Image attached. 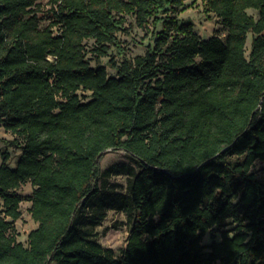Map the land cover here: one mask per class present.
Wrapping results in <instances>:
<instances>
[{
    "label": "trees",
    "instance_id": "trees-1",
    "mask_svg": "<svg viewBox=\"0 0 264 264\" xmlns=\"http://www.w3.org/2000/svg\"><path fill=\"white\" fill-rule=\"evenodd\" d=\"M38 1L0 0V125L21 150L13 168L1 152L0 264H264L251 171L264 162V0H202L227 31L206 40L179 23L185 0H47L45 26ZM127 16L152 27L133 59L116 37ZM87 40L96 62L122 55L115 76L91 66ZM111 150L129 162L101 169ZM119 175L125 192L109 182ZM27 183L25 246L5 218L19 219ZM109 211L130 226L119 258L95 231Z\"/></svg>",
    "mask_w": 264,
    "mask_h": 264
},
{
    "label": "rangeland",
    "instance_id": "rangeland-1",
    "mask_svg": "<svg viewBox=\"0 0 264 264\" xmlns=\"http://www.w3.org/2000/svg\"><path fill=\"white\" fill-rule=\"evenodd\" d=\"M35 13L40 19V26H45L48 20L51 18L52 13L50 12V6L47 0H39L35 6ZM249 14L257 17V12L253 10H248ZM177 18L179 23L191 22L193 27V32L198 35L201 39L206 40L212 35H217L221 39L226 36V29L221 25L220 20L211 12L206 11L204 3L202 0H185L184 8L177 13ZM161 28L158 25V30ZM116 37L121 43L123 48V55L129 59H133L136 56L143 55L147 46L153 45L152 37V27L151 25L145 28H138L135 25L134 19L131 16L126 17V22L123 29L116 34ZM251 35L249 34L246 42V55L249 53ZM94 41L87 40L85 45V54L89 59L91 66L95 67L97 64L106 67L107 74L109 76H115V71L111 69L108 65V61L112 59L115 63H119L122 60V55H120L114 48L110 49L106 57H102L96 62L94 54ZM83 100H89V92H79ZM15 138L9 132H6L4 128L0 125V163H1V152H7L9 159L7 164L10 167H14L20 154L21 150L18 148L20 140L13 141ZM18 142V144H17ZM123 151H109L104 153L100 160L101 169H105L113 164L128 163ZM252 173L258 179L264 180V162L255 161L252 168ZM109 182L112 184H117V188L120 192H125L126 180L125 176H111ZM33 188L29 183L20 187L17 193L23 197V201L19 205V211L21 213L19 219L12 222L11 219L5 218L11 223V228L8 234H12L16 237L18 242L27 245V235L30 231L37 227L29 214L30 202L29 198L32 194ZM0 217H4L2 201L0 200ZM235 224L229 221L224 229H233ZM130 226L126 224L125 216L122 213L109 211L105 220L95 228L98 235V241L104 249H111L113 251V256L119 258L121 252L125 248L126 239L129 234ZM219 233L211 232L206 233L202 240V244L208 246L212 241H219ZM207 251V250H206Z\"/></svg>",
    "mask_w": 264,
    "mask_h": 264
},
{
    "label": "water",
    "instance_id": "water-1",
    "mask_svg": "<svg viewBox=\"0 0 264 264\" xmlns=\"http://www.w3.org/2000/svg\"><path fill=\"white\" fill-rule=\"evenodd\" d=\"M101 155H102V154H100V155L98 156V159L101 157Z\"/></svg>",
    "mask_w": 264,
    "mask_h": 264
}]
</instances>
